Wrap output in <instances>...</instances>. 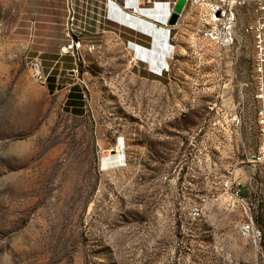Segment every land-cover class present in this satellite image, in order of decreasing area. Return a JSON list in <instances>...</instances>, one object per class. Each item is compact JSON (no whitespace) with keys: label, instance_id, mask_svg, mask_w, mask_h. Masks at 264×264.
Masks as SVG:
<instances>
[{"label":"rangeland","instance_id":"374dc122","mask_svg":"<svg viewBox=\"0 0 264 264\" xmlns=\"http://www.w3.org/2000/svg\"><path fill=\"white\" fill-rule=\"evenodd\" d=\"M156 1L76 59L64 0H0V264H264L253 42L210 35L213 0L174 26Z\"/></svg>","mask_w":264,"mask_h":264},{"label":"built area","instance_id":"2783aa9c","mask_svg":"<svg viewBox=\"0 0 264 264\" xmlns=\"http://www.w3.org/2000/svg\"><path fill=\"white\" fill-rule=\"evenodd\" d=\"M256 5L257 16L253 23H248L242 29L238 26L236 7L243 2ZM156 0H64L67 20L68 43L64 52L80 58L85 47V39L89 36L105 33L108 21L116 20L120 14H126L136 21H154ZM210 4L214 20L211 36H220L219 30H227L231 42L243 43L246 38L253 42L252 77L255 85L257 105V123L259 129V145L250 160L255 165L264 162V0H213ZM172 13V12H171ZM170 13V14H171ZM170 16V15H169ZM93 47L95 44H88ZM30 67L34 75L43 81L48 80L49 73L45 71L41 55L31 57Z\"/></svg>","mask_w":264,"mask_h":264},{"label":"water","instance_id":"95a60500","mask_svg":"<svg viewBox=\"0 0 264 264\" xmlns=\"http://www.w3.org/2000/svg\"><path fill=\"white\" fill-rule=\"evenodd\" d=\"M187 1L188 0H177L176 4L174 6V9H173V11L170 14L169 19H168L169 25L174 26L178 23L180 16L186 7Z\"/></svg>","mask_w":264,"mask_h":264},{"label":"trees","instance_id":"16d2710c","mask_svg":"<svg viewBox=\"0 0 264 264\" xmlns=\"http://www.w3.org/2000/svg\"><path fill=\"white\" fill-rule=\"evenodd\" d=\"M48 85H49V88L51 89V90H55V79H54V77L53 76H50L49 75V77H48ZM76 88V87H75ZM76 93H71L70 95V97H69V99H68V101L74 106V104H76V102H81L82 101V97H81V95H79L80 93H77L76 95H75ZM72 96H75L76 98H72Z\"/></svg>","mask_w":264,"mask_h":264},{"label":"crops","instance_id":"0c3cea01","mask_svg":"<svg viewBox=\"0 0 264 264\" xmlns=\"http://www.w3.org/2000/svg\"><path fill=\"white\" fill-rule=\"evenodd\" d=\"M189 2V0L187 1V3ZM187 5V4H186ZM249 42H252V40H250V38H246V40L243 42V43H240V42H237V43H239L240 45H247ZM154 46H157V45H154ZM160 47H162V46H160ZM156 48V47H155ZM163 49H164V51H171L170 49H167L166 47H162ZM152 52L153 51H155V49L153 48L152 50H151ZM164 56H165V54H164ZM154 57V56H153ZM155 67H157V68H159V69H161L162 67L161 66H158V65H155Z\"/></svg>","mask_w":264,"mask_h":264}]
</instances>
